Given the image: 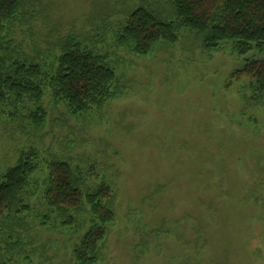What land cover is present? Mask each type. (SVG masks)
<instances>
[{"label": "rangeland", "instance_id": "obj_1", "mask_svg": "<svg viewBox=\"0 0 264 264\" xmlns=\"http://www.w3.org/2000/svg\"><path fill=\"white\" fill-rule=\"evenodd\" d=\"M171 2L34 0L9 26L12 56L52 66L72 39L105 57L116 81L112 98L78 116L46 91L38 127L28 112L0 109V176L22 152L40 157L30 211L10 239L20 245L10 261L0 251V264H80L74 253L90 212L61 215L44 205L53 159L77 167L84 190L111 188L105 206L115 217L96 264H264V102L252 100L245 77L227 81L247 59L264 56L239 57L230 44L205 51L184 28L176 43L160 42L145 57L118 46L129 13L144 7L171 21Z\"/></svg>", "mask_w": 264, "mask_h": 264}, {"label": "trees", "instance_id": "obj_2", "mask_svg": "<svg viewBox=\"0 0 264 264\" xmlns=\"http://www.w3.org/2000/svg\"><path fill=\"white\" fill-rule=\"evenodd\" d=\"M33 1L0 0V109H9L11 115L18 110L28 112L27 118L38 127L46 118L41 107L46 91L55 102L63 103L71 116L103 106L112 98L116 74L102 55L74 45L72 39L61 46L52 66L11 55L14 45L6 39L9 26L25 14ZM171 4L175 15L171 21L161 20L144 7L129 13L118 28V46L136 57H145L160 42L176 43L177 32L184 28L195 33L205 51L216 52L230 44L239 57L252 53L264 56V0H172ZM241 76L248 80L252 100L264 102V58L247 59L227 81ZM39 161L38 153L29 149L0 176V224L5 227L0 242L4 248L0 251L9 261L12 246L20 245L10 239L21 227L20 219L30 211L26 200L31 195L30 179L38 170ZM45 168L41 200L51 213L77 212L85 206L90 212L91 225L74 255L80 264H96L106 227L115 217L105 206L111 188L100 182L93 191L84 190L80 170L65 160L53 159ZM71 221L69 217L65 223ZM46 224L43 221L42 225Z\"/></svg>", "mask_w": 264, "mask_h": 264}]
</instances>
